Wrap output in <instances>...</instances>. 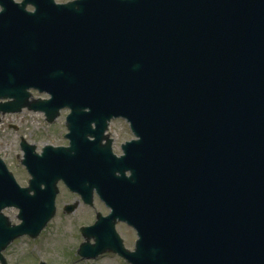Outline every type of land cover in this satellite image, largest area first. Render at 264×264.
<instances>
[{"label":"water","instance_id":"95a60500","mask_svg":"<svg viewBox=\"0 0 264 264\" xmlns=\"http://www.w3.org/2000/svg\"><path fill=\"white\" fill-rule=\"evenodd\" d=\"M52 3L0 15V100H11L1 112L53 123L71 110V148L23 144L30 188L0 159V210L15 205L22 220L0 231L2 264L15 239L38 238L55 217L60 181L96 189L112 211L82 229L96 239L85 259L264 264V0ZM117 118L139 139L121 159L100 146ZM116 221L138 231L135 252L115 247Z\"/></svg>","mask_w":264,"mask_h":264},{"label":"rangeland","instance_id":"374dc122","mask_svg":"<svg viewBox=\"0 0 264 264\" xmlns=\"http://www.w3.org/2000/svg\"><path fill=\"white\" fill-rule=\"evenodd\" d=\"M34 94L36 98H48L46 95L40 96L37 92ZM64 132H67L65 118L50 125L44 115L39 113L24 112L7 116L0 125V156L10 163L11 168L18 175V180L26 184L28 176L16 156L21 154L20 138L23 137L28 143L35 144L40 151L47 144H65ZM60 196L59 205L63 207L76 199L75 196L65 192ZM59 212L61 209H58ZM92 221L84 208H80L71 216L59 214L39 241L32 242L28 238H23L10 248L6 256L10 264H39L41 260L48 264H124L114 256H107L97 261H82L79 258L81 243L79 231L82 225Z\"/></svg>","mask_w":264,"mask_h":264},{"label":"flooded vegetation","instance_id":"af4514ba","mask_svg":"<svg viewBox=\"0 0 264 264\" xmlns=\"http://www.w3.org/2000/svg\"><path fill=\"white\" fill-rule=\"evenodd\" d=\"M24 1L25 0H14V2L16 4H24L23 3ZM44 1H48V0H28V2L26 4H24V9H26L29 12H34L37 9V7L42 6V2H44ZM55 1L57 4L62 5V4L68 3L72 0H55ZM4 4L8 5L7 3H4ZM45 5H43V6H45ZM1 11H2V5L0 4V12ZM113 128H114V130H113ZM113 131H116V132L113 133ZM65 135H66V133H64V136ZM110 136L112 139V142L110 143V147L112 148L113 152L117 156H121L123 154V145L134 140L130 126L128 125V123L125 120H117V121L112 123L111 130H110ZM65 140H67V139H65ZM106 142L107 141H104L103 145H105ZM60 146L68 147L69 142L66 141L65 144H61ZM60 191H61L60 195L64 194V192L68 193L70 195H73L70 191H68L66 189V187L63 183L60 184ZM90 197L92 198L91 204H86L84 199H87V198L90 199ZM60 198H61V196H58V199H60ZM75 198L76 199L74 201L66 203L65 205L67 206V204L78 203L79 206H78L77 211L80 208H84L87 211L89 218H92V220H93L92 222H90L86 225H82V226L94 225L96 223V221L98 220V218L104 219L110 213L109 209L101 201L100 197L95 192V190L93 191V195H91V196H88V195L83 196V194H79V195H76ZM65 208L66 207L61 206V211L64 215H66V213H68L65 210ZM3 214L5 216H7L10 221L13 218V220H14L13 223L19 224V222L17 221V214H18L17 209H14V208L13 209H6L3 211ZM114 226H115L116 233L122 239L123 246L128 250H134L136 243H137L136 231L131 226H129L128 224H126L124 222H120V221H116ZM4 227H5L4 216L1 215V213H0V230L3 229ZM113 240L116 242V245L117 244L119 245L118 239L115 238V236H114ZM15 244H17V242Z\"/></svg>","mask_w":264,"mask_h":264}]
</instances>
